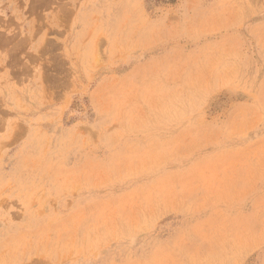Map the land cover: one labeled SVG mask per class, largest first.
I'll return each mask as SVG.
<instances>
[{
    "label": "rangeland",
    "instance_id": "rangeland-1",
    "mask_svg": "<svg viewBox=\"0 0 264 264\" xmlns=\"http://www.w3.org/2000/svg\"><path fill=\"white\" fill-rule=\"evenodd\" d=\"M2 15L0 264H264V0Z\"/></svg>",
    "mask_w": 264,
    "mask_h": 264
},
{
    "label": "crops",
    "instance_id": "crops-1",
    "mask_svg": "<svg viewBox=\"0 0 264 264\" xmlns=\"http://www.w3.org/2000/svg\"><path fill=\"white\" fill-rule=\"evenodd\" d=\"M2 20L4 21L3 15L0 16V21ZM6 21L8 22V26L10 27L12 26V23L15 22V18L10 17L9 19V17H7ZM12 27H13L12 28L13 30L17 29V25L15 23H14V26ZM2 29L3 28L0 27V33L5 35L7 32L6 30H2ZM9 32H11V30ZM13 56L14 55H12L11 49L9 48V46H7L4 43H0V88L3 87L4 85L6 86V79L10 76V73L7 76V69H9L7 65L11 63Z\"/></svg>",
    "mask_w": 264,
    "mask_h": 264
}]
</instances>
